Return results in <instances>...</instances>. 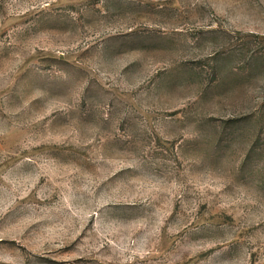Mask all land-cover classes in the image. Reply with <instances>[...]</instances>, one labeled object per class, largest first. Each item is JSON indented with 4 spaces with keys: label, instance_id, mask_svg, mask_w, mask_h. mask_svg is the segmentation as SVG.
<instances>
[{
    "label": "rangeland",
    "instance_id": "374dc122",
    "mask_svg": "<svg viewBox=\"0 0 264 264\" xmlns=\"http://www.w3.org/2000/svg\"><path fill=\"white\" fill-rule=\"evenodd\" d=\"M0 264H264V0H0Z\"/></svg>",
    "mask_w": 264,
    "mask_h": 264
}]
</instances>
